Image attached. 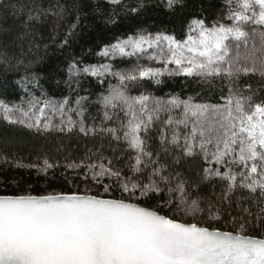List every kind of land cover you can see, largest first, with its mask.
<instances>
[{
	"label": "snow or ice",
	"instance_id": "6c2138e0",
	"mask_svg": "<svg viewBox=\"0 0 264 264\" xmlns=\"http://www.w3.org/2000/svg\"><path fill=\"white\" fill-rule=\"evenodd\" d=\"M106 2L113 6L106 23L117 24L115 9L123 0ZM180 2L166 0L165 7L171 10ZM146 7L142 2L123 5L126 14L136 15ZM0 9L21 18L22 36L50 15L63 19L67 10L59 0H9L0 4ZM224 11L227 23L217 19L209 24L204 18H194L180 38L165 31L138 29L112 37L114 42L103 44L95 53L100 60L135 57L136 63L129 69L114 70L115 63L82 68L69 65L70 74H90L101 84L106 76L116 78L115 85L109 83L107 94H101L100 103L105 120L116 115L114 111L110 115L109 109L119 108L124 113L120 123L123 139L135 151L127 167L141 176L124 175L122 169H114L111 161L105 164L100 157L99 163L81 161L67 167L88 169L103 192L92 194L85 188L45 194L0 193V264H264V232L260 236L246 234L247 221L235 232L212 227L208 220H219V212L213 214L212 203L200 194L206 182L218 177L227 183L223 199H229L237 183L264 197V0H224ZM78 23L79 17L66 37L74 34ZM68 42L65 38L61 47ZM142 59L149 63H140ZM3 62L8 63L7 59ZM165 75L205 80L220 77L228 81V94L221 96L222 104L195 103L192 97L182 99L179 95L164 99L143 92L129 94L128 81L149 79L159 84ZM257 76L262 83L256 90L251 83L240 85L242 77ZM83 99H77V105ZM26 103V107L9 106L0 100V111L6 120L47 129L53 125L46 110L59 114L63 123L69 101L41 102L33 97ZM175 109H182V119L173 120L170 113ZM161 112L169 113L167 125L190 127L184 135L185 156H193L198 147L206 163L224 165L228 170L204 167L196 180L179 172L165 175V166H155L158 160L151 159L153 153L147 151L142 136ZM67 124L74 126L71 115ZM80 131L87 134L95 127L89 129L81 120ZM107 131L115 135L119 129ZM179 139L173 132L172 143ZM149 164L151 171L142 178ZM234 165L246 171L234 172ZM51 167L45 160L44 170ZM104 178L110 183H104ZM116 188L129 195L116 197ZM152 193L157 194L155 202ZM205 204L208 220H202ZM244 211L252 215L248 209ZM261 217L264 207L256 219Z\"/></svg>",
	"mask_w": 264,
	"mask_h": 264
},
{
	"label": "trees",
	"instance_id": "16d2710c",
	"mask_svg": "<svg viewBox=\"0 0 264 264\" xmlns=\"http://www.w3.org/2000/svg\"><path fill=\"white\" fill-rule=\"evenodd\" d=\"M8 2L0 0V4ZM138 2L147 5L139 15L125 13L123 5L135 6ZM59 3L67 9L63 19L50 15L42 25L33 24L29 34L23 36L25 29L21 26V18L11 10L0 9V100L9 106L24 104L25 107L26 102L33 97L41 102L51 100L59 103L65 98L69 101L63 123L59 114L46 110L53 125L47 129L29 128L25 124L6 120L0 111V193L45 194L84 191L85 188L91 189L92 194L103 192L102 187L91 179L88 169L67 167L70 163L79 164L81 161L85 164L99 163L100 157L104 158L105 164L111 161L114 169H122L124 175L141 176L132 173L127 167L133 162L130 158L135 156V151L123 139L120 123L125 118L124 113L119 108L109 109L110 115L113 111L116 115L112 120H105V109L100 103L101 94H107L109 83L115 85L116 78L106 76L103 78L105 82L101 84L90 74H70L69 65L75 64L82 68L87 64L115 63L114 70L129 69L136 63L135 57L100 60L95 53L103 44L114 42L112 37H123L138 29L165 31L180 38L194 18H204L209 24L217 19L228 22L224 0H181L171 10L165 7L166 0H123V4L115 9L113 18L117 24L106 23L113 12V6L106 0H59ZM77 17L79 23L74 34L66 37L70 27L77 22ZM65 38L69 42L61 47ZM4 59H7V64L3 62ZM140 63L149 62L142 59ZM152 66L158 65L153 63ZM160 79L162 82L159 84L149 79L128 81L129 94L135 96L143 92L164 99L179 95L182 99L192 97L195 103L207 104H222L221 96L228 94V81L220 77L205 80L201 77L165 75ZM244 83H251L253 90H256L262 82L258 76L252 79L242 77L240 85ZM80 98L84 99L77 105L76 101ZM69 115L74 121L72 127L67 124ZM170 115L174 121L182 119V109H175ZM168 116L169 113L161 112L160 118L154 117L148 130L142 133L147 151L153 153L151 159L158 160L156 167L165 166V175L179 172L192 180L198 179L197 174L204 167L228 170L224 165L206 163L198 147L193 156H185L184 135L190 131V127L177 126L175 123L169 126L166 124ZM81 120L89 129L95 127V131H88L87 134L81 132ZM110 128L119 131L114 135L107 131ZM173 132L180 137L177 143H172ZM116 135L120 139H116ZM45 160L53 167L44 170ZM151 168L149 164L143 170L142 178L147 177ZM232 170L246 171L241 165H234ZM240 179L238 175L237 180ZM103 182L110 183L107 178ZM144 182L147 180L144 179ZM226 188L227 183L218 177H213L202 186L200 194L212 203V213L218 211L220 215L219 220H208L205 204L206 212L202 220H208L212 227L233 232L240 223L247 221L249 231L246 234L260 236L264 232V217L257 220L256 215L264 207V197L260 196L259 191L252 193L237 183L229 199H223ZM113 194L116 197L129 195L121 193L119 188ZM136 195H139L138 190ZM156 195L151 194L152 202H155Z\"/></svg>",
	"mask_w": 264,
	"mask_h": 264
}]
</instances>
